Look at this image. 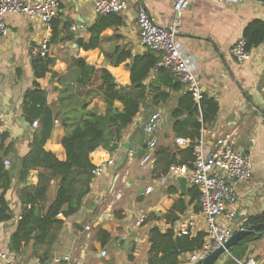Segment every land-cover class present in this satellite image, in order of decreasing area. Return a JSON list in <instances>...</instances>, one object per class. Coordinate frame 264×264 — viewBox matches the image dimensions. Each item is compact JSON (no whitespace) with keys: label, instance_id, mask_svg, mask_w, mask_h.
<instances>
[{"label":"crops","instance_id":"crops-1","mask_svg":"<svg viewBox=\"0 0 264 264\" xmlns=\"http://www.w3.org/2000/svg\"><path fill=\"white\" fill-rule=\"evenodd\" d=\"M173 3V0H127V10L118 14L122 24L102 31L98 46L90 50H84L81 43L91 42V28L99 18L94 14L95 0H59L60 12L51 30L21 15L6 17L11 33L8 38L0 37V143L2 136L7 135L4 146L12 147L5 159L11 162L7 170L11 174L12 187L6 200L12 218L0 223V248L10 257L16 255L11 250V241L24 208L20 192L39 184L38 170L30 173L26 183H18L21 160L29 152L33 134L38 129L23 116L25 93L38 82L46 93L47 104L57 113L62 107V92L68 89L77 95L73 103L89 102L88 111L105 115L107 105L96 89L100 81L90 87L78 85L77 62L84 60L98 70L106 69L121 87H129V66L136 57L148 52L139 39L140 8L145 7L160 25L168 26L175 18ZM255 20L264 22L263 0H248L235 6L194 0L179 17L177 37V44L191 58L193 71L206 95L215 98L220 105L216 122L207 127L205 138L234 132L236 149L251 153L254 160L253 178L237 185L240 200L237 229L251 226L248 225L250 218L264 215V43L253 50V60L243 65L231 54L248 25ZM80 25L84 29L72 30ZM46 37L51 40L49 59L53 62L45 77L37 81L31 51ZM122 57L125 60L118 64ZM145 85L150 89L141 101L140 113L133 124L119 141L108 139L91 154L94 166L110 158L114 160L113 166L92 181L91 192L77 214L58 218L61 223L52 227L46 241L36 243L32 239L22 244L21 254L17 255L22 256L24 264H51L57 255H71L80 264H148L150 231L157 228L162 233L173 231L176 237H182L178 233L179 223L189 214L200 212L197 211L199 190L196 186L188 182L182 190L177 181L180 177L161 184L171 165L192 166L194 155L188 152L189 148L176 144L171 117L186 89L173 92L157 73L152 74ZM162 92L170 94L171 98L158 99ZM115 107L123 109L120 102H116ZM157 111L162 113L157 130L158 146L153 162L143 164L148 153L144 126L149 116ZM65 135V129L56 122L45 145L46 151L63 162L67 159L62 145ZM150 187L153 191L146 194ZM58 188V182L53 180L46 199L40 201L37 208L42 212L47 210L56 199ZM205 229V220L200 216L194 236L190 238L205 234ZM258 233L247 243L246 254L241 260L261 261L264 258V232ZM232 249L215 264L235 259ZM103 251L107 253L105 257L101 255ZM189 254L179 257L181 263ZM0 264L8 263L0 258Z\"/></svg>","mask_w":264,"mask_h":264},{"label":"trees","instance_id":"trees-1","mask_svg":"<svg viewBox=\"0 0 264 264\" xmlns=\"http://www.w3.org/2000/svg\"><path fill=\"white\" fill-rule=\"evenodd\" d=\"M122 22L123 20L118 14L99 17L94 27L91 28V42L89 44L81 43V47L84 50L95 49L102 31L111 25L122 24ZM244 38L247 40L248 50H254L261 46L264 43V22L259 20L251 22L245 30ZM124 60L125 57H122L117 63ZM158 60V55L151 50H148L144 56L136 57L129 66L131 72L129 87H121L106 69L98 70L94 66L88 65L84 60L77 62L78 85L90 87L100 81L96 89L107 105L105 115L88 111L89 102L73 103V100L77 99V95L72 94L68 89L62 92L63 96L60 101L62 107L57 113L47 104L46 93L38 82H35L32 88L25 93L22 105L23 116L31 125L37 121L38 129L33 134L29 152L21 160L18 183H26L30 173L38 170L39 184L32 189L25 187L20 192L24 208L18 230L12 237V252L21 254L22 244H27L32 239H35L36 243L46 241L52 227L61 223L58 220L60 213L65 217H70L82 209L85 198L91 192L93 181L92 172L95 166L91 162V154L108 139L114 142L119 141L124 131L133 124L140 113L141 101L147 96L150 89V86L145 85V82L154 74ZM52 62L49 58L34 59L32 65L37 81L50 71ZM157 74H159L162 83L173 92L177 93L186 89L185 85L168 70L161 69ZM157 98L167 101L171 95L162 92ZM116 102L123 105L122 110L115 107ZM219 110L220 105L215 98L206 95L198 105L191 93L186 90L178 99L171 114L175 137L188 139L194 144L201 138L202 128L210 127L216 122ZM56 122H59L66 132L62 139L67 156L64 162L60 161L52 152L45 150V145L51 138ZM6 137L8 136L3 135L0 143V223L12 218L6 200V195L12 187V178L4 165L5 159L12 152V147L5 148ZM188 152L193 155V146L188 149ZM193 160L194 158L192 162ZM53 180L59 184L56 199L47 210L42 212L40 208H37V204L46 199ZM197 209L199 211L200 207ZM261 224H264V215L252 217L248 223L251 226ZM34 233L36 234L33 235ZM105 234L106 238H109L107 233ZM254 236L256 235H250L240 241L231 251L235 259H231L225 264H237L236 260H241L245 256L247 243ZM204 239V233H200L194 238L176 237L173 231L162 233L159 229L154 228L150 231L151 250L148 264H181L179 257L202 249Z\"/></svg>","mask_w":264,"mask_h":264},{"label":"built area","instance_id":"built-area-1","mask_svg":"<svg viewBox=\"0 0 264 264\" xmlns=\"http://www.w3.org/2000/svg\"><path fill=\"white\" fill-rule=\"evenodd\" d=\"M175 12L174 21L168 26L160 25L145 7H141L138 14V29L140 44L145 49L154 51L159 60L154 69L157 73L161 69L168 70L178 81L185 85L194 101L200 105L206 96L198 76L194 73L191 58L185 55L177 44L180 33L179 17L185 12L194 0H173ZM222 5H240L248 0H205ZM59 0H0V37L8 38L10 28L6 17L21 15L31 22H40L51 30L53 21L58 17ZM127 10V0H95L94 14L105 17L111 14H121ZM84 29L83 25L73 27V31ZM50 37H46L31 51L32 59H47L50 54ZM236 62L243 65L253 60V50H248L247 40L242 37L231 50ZM162 113L157 111L149 116L144 126V134L148 142V153L143 164L153 162L154 152L158 146L157 130L160 126ZM38 126V122L32 125ZM208 129L203 127L201 138L194 144L185 138H176L180 147L193 146L194 160L192 166L171 165L167 175L161 179L166 185L172 178L183 177L199 190V213H191L178 226L181 236L193 237L202 216L206 223L205 242L202 249L188 255L181 264H202L213 252L223 247L235 232L244 230L238 228L236 220L239 215L240 200L237 190L239 182L250 181L254 175V160L251 153L238 151L235 147V133H225L205 138ZM131 156L133 154L131 153ZM112 158L95 166L93 180L101 177L106 170L113 166ZM5 167L9 169L11 162L5 160ZM153 187L146 190V194L153 191ZM63 215L60 213L58 218ZM144 218H141V222ZM89 229V228H88ZM78 251V249L76 248ZM107 255L105 251L101 253ZM0 258L8 264H24L21 255L11 257L0 248ZM237 264H264V258L258 261L254 258L236 260ZM80 264L71 255H57L51 264Z\"/></svg>","mask_w":264,"mask_h":264},{"label":"water","instance_id":"water-1","mask_svg":"<svg viewBox=\"0 0 264 264\" xmlns=\"http://www.w3.org/2000/svg\"><path fill=\"white\" fill-rule=\"evenodd\" d=\"M177 181L179 182L181 189L184 190L188 184L187 179L181 177V178H178ZM258 231H261L260 234H262L264 232V224H261L258 226H250V227L245 228L244 230L235 232L234 235L229 239L228 242H226V244L223 247L219 248L218 250L213 252L210 256H208L202 262V264H215L217 262V260L223 254L230 251V249H232L235 245H237L240 241H242L246 237H248L250 235L259 234Z\"/></svg>","mask_w":264,"mask_h":264}]
</instances>
